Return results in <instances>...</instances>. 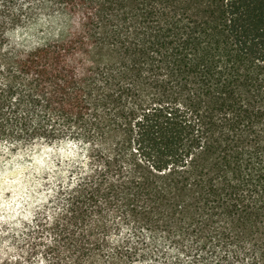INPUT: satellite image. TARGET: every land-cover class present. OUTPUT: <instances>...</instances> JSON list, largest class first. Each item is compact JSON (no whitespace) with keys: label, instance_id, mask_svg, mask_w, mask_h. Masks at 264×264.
I'll use <instances>...</instances> for the list:
<instances>
[{"label":"trees","instance_id":"trees-1","mask_svg":"<svg viewBox=\"0 0 264 264\" xmlns=\"http://www.w3.org/2000/svg\"><path fill=\"white\" fill-rule=\"evenodd\" d=\"M64 139L1 264H264V0H0V142Z\"/></svg>","mask_w":264,"mask_h":264},{"label":"rangeland","instance_id":"rangeland-1","mask_svg":"<svg viewBox=\"0 0 264 264\" xmlns=\"http://www.w3.org/2000/svg\"><path fill=\"white\" fill-rule=\"evenodd\" d=\"M65 26L56 12L41 13L37 26L15 30L11 40L23 47L36 46L57 38ZM84 152L70 139L41 140L26 147L15 146L10 140L0 142V264L12 246L8 231L21 229L51 203Z\"/></svg>","mask_w":264,"mask_h":264}]
</instances>
